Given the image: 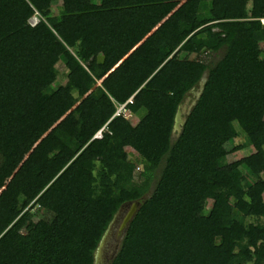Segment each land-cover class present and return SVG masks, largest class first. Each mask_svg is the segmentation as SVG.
Segmentation results:
<instances>
[{
    "label": "trees",
    "instance_id": "trees-1",
    "mask_svg": "<svg viewBox=\"0 0 264 264\" xmlns=\"http://www.w3.org/2000/svg\"><path fill=\"white\" fill-rule=\"evenodd\" d=\"M59 1L0 0V264H95L133 201L107 264H264V0Z\"/></svg>",
    "mask_w": 264,
    "mask_h": 264
},
{
    "label": "rangeland",
    "instance_id": "rangeland-1",
    "mask_svg": "<svg viewBox=\"0 0 264 264\" xmlns=\"http://www.w3.org/2000/svg\"><path fill=\"white\" fill-rule=\"evenodd\" d=\"M52 4L56 7L60 4V1L59 0H52ZM56 9V8H55ZM38 20L37 16L34 15L32 16L30 19H29V22L31 24H34L36 21ZM220 54L218 55H215L214 56V60L217 59L219 57ZM63 63H64V59L61 57L60 60L57 62L56 66L57 68L60 70L61 74H60V79H61V82L63 83L64 82V72H65V69L63 67ZM204 78V77H203ZM200 88H201V82L199 83L198 87L191 90L187 96L185 97L184 99V102L180 105L179 107V110H178V113H177V116H176V119H175V124L174 125V130H173V136H176V134L178 133V131L180 130V125L184 119V115L188 112V110L190 109L191 105L193 104L196 96L198 95L199 91H200ZM128 112H125V114H127ZM127 116H129L127 114ZM132 118V116L130 117ZM135 119V118H133ZM132 119V121H133ZM238 142H243L244 144L247 143V140L244 138V137H241V138H237L235 140H233V142H227L225 144V147L227 149H231L233 147V144H236ZM251 151V148L247 145H245V148L239 150V151H236L232 154H229L228 155V160H234V159H237L247 153H249ZM208 205H210V201H208ZM130 205L129 204H126L124 207H123V210H122V213L118 219V221L116 222V226H115V229L112 233V236H111V240H109L106 248H105V253L101 255V258L98 259V261L96 262V264H107V259H108V256H111L113 254V252L116 251L115 249V246L118 245L119 241H120V238H121V231H119L118 227L120 225V222H121V219L123 218L124 214L126 213V211L129 209ZM117 248V247H116Z\"/></svg>",
    "mask_w": 264,
    "mask_h": 264
},
{
    "label": "water",
    "instance_id": "water-1",
    "mask_svg": "<svg viewBox=\"0 0 264 264\" xmlns=\"http://www.w3.org/2000/svg\"><path fill=\"white\" fill-rule=\"evenodd\" d=\"M204 81H205V78L202 77L200 90L202 89V85H203ZM199 93H198V95H199ZM177 113H178V111H177ZM177 113H176V116H177ZM176 116H175V119H176ZM174 125H176V124H174ZM126 204H129L130 207L126 211V213L124 214L123 218L121 219L120 225L118 227L119 231H121V232H124L125 227L128 225L129 221L132 219L133 215L135 214V212L137 210L139 202L138 201H133L131 203H126ZM126 204L120 206V208L117 210V212L115 213L114 217L112 218L111 222L109 223L104 235L102 236L101 241H100V243H99V245H98V247L96 249V252H95V264L98 261V259L101 258V255L105 253V248H106L109 240H111V236H112V233H113V231L115 229L116 222L118 221V219H119V217H120V215L122 213L123 207ZM116 247H117V245L115 246V249H116ZM113 255L114 254H112L111 256L113 257Z\"/></svg>",
    "mask_w": 264,
    "mask_h": 264
},
{
    "label": "built area",
    "instance_id": "built-area-1",
    "mask_svg": "<svg viewBox=\"0 0 264 264\" xmlns=\"http://www.w3.org/2000/svg\"><path fill=\"white\" fill-rule=\"evenodd\" d=\"M259 20H260V22H261L262 24H264V16H263V17H260ZM120 108H121V107H120ZM96 136H100V132H98V133L96 134ZM136 169H138V166L136 167Z\"/></svg>",
    "mask_w": 264,
    "mask_h": 264
},
{
    "label": "flooded vegetation",
    "instance_id": "flooded-vegetation-1",
    "mask_svg": "<svg viewBox=\"0 0 264 264\" xmlns=\"http://www.w3.org/2000/svg\"><path fill=\"white\" fill-rule=\"evenodd\" d=\"M108 258H110V256H108Z\"/></svg>",
    "mask_w": 264,
    "mask_h": 264
}]
</instances>
